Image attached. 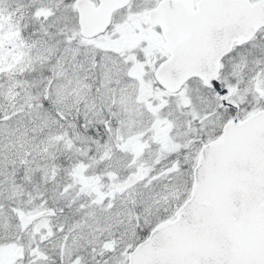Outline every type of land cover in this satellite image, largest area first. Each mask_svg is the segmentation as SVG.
Returning a JSON list of instances; mask_svg holds the SVG:
<instances>
[{
	"label": "snow or ice",
	"instance_id": "1",
	"mask_svg": "<svg viewBox=\"0 0 264 264\" xmlns=\"http://www.w3.org/2000/svg\"><path fill=\"white\" fill-rule=\"evenodd\" d=\"M0 264H264V0H0Z\"/></svg>",
	"mask_w": 264,
	"mask_h": 264
}]
</instances>
